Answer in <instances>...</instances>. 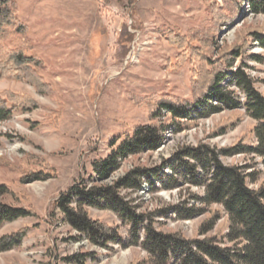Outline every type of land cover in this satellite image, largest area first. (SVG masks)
Masks as SVG:
<instances>
[{
  "label": "rangeland",
  "instance_id": "rangeland-1",
  "mask_svg": "<svg viewBox=\"0 0 264 264\" xmlns=\"http://www.w3.org/2000/svg\"><path fill=\"white\" fill-rule=\"evenodd\" d=\"M13 1L18 19L28 27L26 54L41 61L37 72L47 89L0 77V92L35 102L29 109L8 103L10 113L0 121V202L27 212L0 225V238L24 229L18 243L0 251V264H157L146 243L148 227L231 246L223 207L201 200L211 167L188 159L194 167L185 169L173 155L201 144L215 152L230 148V154H219L220 162L242 167L249 188L264 186V158L255 152L258 121L245 106L249 90L235 84L236 78L227 79L223 85L241 106L214 111L208 105L188 121L173 120L163 110L152 118L150 104L156 95L192 98L194 65L186 61L176 68L180 51L167 41L168 31L191 39L193 46L196 38L214 39L212 61L237 40L243 48L227 74L240 68L252 89L264 95V48L252 35L264 33V11L254 12L244 0L232 22L215 26L212 8L224 9L223 0ZM255 3L264 8V0ZM6 45L12 48L14 42ZM150 123L166 126L159 148L119 158L117 169L97 179L93 164L107 158L113 142ZM31 155L44 179H21L31 176L33 167L23 162ZM135 167L149 173L137 190H120L125 208L87 207L92 219L117 231L119 241L94 245L64 220L55 200L72 186L111 185ZM213 214L214 225L202 233Z\"/></svg>",
  "mask_w": 264,
  "mask_h": 264
},
{
  "label": "trees",
  "instance_id": "trees-1",
  "mask_svg": "<svg viewBox=\"0 0 264 264\" xmlns=\"http://www.w3.org/2000/svg\"><path fill=\"white\" fill-rule=\"evenodd\" d=\"M244 0H223L224 9L214 6L213 17L215 26L228 25L242 9ZM251 3L253 11H264L255 0H247ZM214 26V27H215ZM217 28V27H216ZM28 27L18 19L17 8L13 0H0V77L23 79L31 83L38 91H46L47 85L38 74L41 66L39 58L26 54V36ZM255 40L264 48V33L256 30L252 33ZM167 41L176 47L180 53L177 56L176 68L186 61L193 66L191 79V99H180L172 95L153 96L150 104L151 117L156 111L165 110L173 120H191L201 113L208 105L216 111L220 107L237 108L241 106L234 92L223 85V82H233L247 88V113L258 125L254 132L258 139V147L255 149L264 158V95L252 89L247 76H243L240 68L234 73L227 74L234 57H237L242 44L236 40L229 49H222L216 60L210 59L211 44L214 39L209 37L196 38L197 46H193L192 40L178 35L172 31L166 34ZM14 42L10 48L6 44ZM212 42V43H211ZM211 65V69L208 68ZM238 78V79H237ZM215 101L217 104L212 105ZM15 108L29 109L35 106V102L23 94L0 92V121L5 119L10 111L7 104ZM166 126L164 124H142L133 128L131 135L126 136L118 144L113 142V148L107 158L93 164V171L99 180L108 177L120 164L119 158H125L138 154L142 150L154 151L161 145ZM230 148L220 149L215 152L203 144L196 147H182L173 158L176 163L185 169L194 164L189 160L203 163L211 167L209 183L205 186V195L201 199L206 204H219L223 207L229 221L226 239L231 246H220L214 238L201 240H189L178 232L161 233L151 227L146 229V243L149 253L152 254L157 264H264V186L251 189L246 185V175L242 167L236 165H223L219 154H230ZM187 158V159H186ZM34 156H27L23 162L28 167H33ZM189 159V160H188ZM46 168H48L46 166ZM31 169V176L24 174L23 181L44 179L41 172L35 167ZM144 168L135 167L124 176L118 178L113 184L83 185L78 183L72 186L67 193L60 195L55 200L56 207L64 216V220L78 232L85 234L88 240L99 246H105L108 242L119 241L117 231L107 224L92 219L87 207L108 208L112 210L123 209L126 206L119 192L121 189L137 190L140 179L148 175ZM98 182V180H96ZM198 184V182H194ZM4 186H0V195ZM27 213L21 208L0 202V225L6 220H13ZM188 214L187 217H190ZM212 218V219H211ZM207 227L202 233L211 229L217 214H213ZM24 229L14 234L0 238V251L9 248L23 237Z\"/></svg>",
  "mask_w": 264,
  "mask_h": 264
},
{
  "label": "built area",
  "instance_id": "built-area-1",
  "mask_svg": "<svg viewBox=\"0 0 264 264\" xmlns=\"http://www.w3.org/2000/svg\"><path fill=\"white\" fill-rule=\"evenodd\" d=\"M162 111V110H161ZM163 111H165V110H163ZM165 112H167V111H165ZM168 113V112H167Z\"/></svg>",
  "mask_w": 264,
  "mask_h": 264
}]
</instances>
